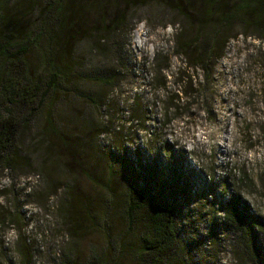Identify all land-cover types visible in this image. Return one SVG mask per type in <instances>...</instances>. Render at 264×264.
<instances>
[{
    "label": "rangeland",
    "instance_id": "1",
    "mask_svg": "<svg viewBox=\"0 0 264 264\" xmlns=\"http://www.w3.org/2000/svg\"><path fill=\"white\" fill-rule=\"evenodd\" d=\"M187 1V8L198 6V0ZM134 15L123 81L113 92L118 113L112 133L98 140L91 138L93 130L88 134L86 126H80L78 133L63 132L69 136L64 147L42 135L40 128L30 129L18 140L23 155L19 166L0 169V264H60L62 255L81 264L91 249H103L106 241L100 230L107 192L102 186L110 181L115 203L109 212L117 220L107 232L115 239L123 229L118 216L126 209V198L119 178L109 177L103 155L114 148H124L129 160L141 149L144 164L153 158L162 175L169 168L165 162L178 163L198 187L200 199L176 197L179 240L192 243L191 252L178 264H237L231 254L233 236L224 234L222 212L217 210L233 194L264 222V42L236 26L226 33L234 38L205 60L203 70L189 67L185 57L174 54L182 25L176 13L155 1ZM192 18L196 21L195 15ZM102 50L96 56L99 70L111 64L107 47ZM75 107L99 128L91 108L77 102ZM139 109L147 112V124L128 123L131 112ZM70 112L62 118H73ZM66 186L69 193L62 189ZM81 208L95 215L97 227L85 217L81 222ZM70 223L82 227L79 237L68 233ZM258 243V250L264 251V236ZM113 259L114 264H138L127 252L113 253Z\"/></svg>",
    "mask_w": 264,
    "mask_h": 264
},
{
    "label": "trees",
    "instance_id": "2",
    "mask_svg": "<svg viewBox=\"0 0 264 264\" xmlns=\"http://www.w3.org/2000/svg\"><path fill=\"white\" fill-rule=\"evenodd\" d=\"M155 1L181 18L174 54L185 57L189 67L206 70L205 60L234 38L226 33L236 26L244 35H255L264 42V0H198L196 8H187V0H0V169L15 170L19 166L23 155L18 140L30 129L40 128L42 135L59 140L64 147L69 136L63 132L78 133L80 126H86L88 134L93 130L91 138L98 140L112 133L118 113L113 92L123 81L134 12ZM210 27L215 30L207 32ZM103 46L111 64L99 70L96 56L104 53ZM76 102L92 109L100 120L98 129L91 126L86 115L77 113ZM136 103L137 99L133 105ZM69 111L73 118L63 119L62 114ZM130 116L128 123L148 122L147 112L141 109ZM140 151L132 160L125 156L124 148L104 151L109 177L117 176L125 189L126 209L118 216L124 225L115 239L110 238L107 227L117 220L109 212L115 203L110 181L102 186L107 192V205L100 231L106 246L91 249L81 264H114L113 253L119 256L125 252L138 264H178L191 252L192 243L179 240L176 197L181 194L200 199L198 187L183 175L180 164L165 162L169 168L162 175L155 169L153 158L144 164ZM83 174L87 177V171ZM66 187L62 189L69 193ZM64 205L69 216L67 202ZM217 210L222 212L219 224H224V234L233 236L231 254L236 261L264 264V251L258 250L259 236H264L263 220L242 204L239 194L228 197ZM82 211L81 222L85 217L97 227L95 215ZM82 231V227L70 223L68 233L72 237H79ZM23 249H19L21 253ZM58 259L60 264H78L66 255Z\"/></svg>",
    "mask_w": 264,
    "mask_h": 264
},
{
    "label": "bare ground",
    "instance_id": "3",
    "mask_svg": "<svg viewBox=\"0 0 264 264\" xmlns=\"http://www.w3.org/2000/svg\"><path fill=\"white\" fill-rule=\"evenodd\" d=\"M139 48H141V46ZM225 149H226V147H225Z\"/></svg>",
    "mask_w": 264,
    "mask_h": 264
}]
</instances>
